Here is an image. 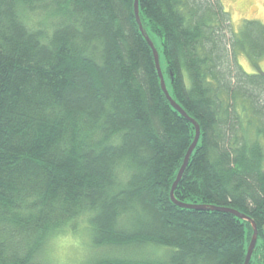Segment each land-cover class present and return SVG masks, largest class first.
Wrapping results in <instances>:
<instances>
[{"label":"trees","instance_id":"16d2710c","mask_svg":"<svg viewBox=\"0 0 264 264\" xmlns=\"http://www.w3.org/2000/svg\"><path fill=\"white\" fill-rule=\"evenodd\" d=\"M134 4L0 0V264H49L48 245L82 225L80 264L245 263L251 223L170 197L196 129L162 91ZM139 7L171 97L201 129L175 198L250 217V264H264V23L235 30L221 0Z\"/></svg>","mask_w":264,"mask_h":264},{"label":"rangeland","instance_id":"374dc122","mask_svg":"<svg viewBox=\"0 0 264 264\" xmlns=\"http://www.w3.org/2000/svg\"><path fill=\"white\" fill-rule=\"evenodd\" d=\"M226 11L230 13V19L232 27L239 31L241 25L245 23V20L256 19L264 23V0H221ZM155 40L159 45L157 37ZM240 63L248 73L256 71L252 65V61L244 54H241L239 58ZM261 71L264 73V58L259 62ZM86 228L82 225L76 230L66 229L64 233H61L55 240H53L43 255L45 262L49 264H80L84 263L87 257L90 255V242L87 236ZM170 251L169 248L160 247L152 248L147 247L143 249L144 255H157L163 257L166 252ZM139 250L130 249L129 251L122 252L126 255H134ZM142 255V254H141Z\"/></svg>","mask_w":264,"mask_h":264},{"label":"water","instance_id":"95a60500","mask_svg":"<svg viewBox=\"0 0 264 264\" xmlns=\"http://www.w3.org/2000/svg\"><path fill=\"white\" fill-rule=\"evenodd\" d=\"M134 9H135L136 20H137V23L139 25L140 31L144 35V37L147 40V42L149 43L151 49L153 50L154 57H155L156 68H157V71H158V74H159L161 88H162L163 93L165 94L167 100L170 102L171 106L177 112H179L183 117H185L191 123H193L194 126H195V129H196V136H195L194 142L190 146V148H189V150H188V152H187V154L185 156L183 165H182V167H181V169H180V171L178 173L177 179H176L175 183L172 186L170 197H171L172 201L175 204H177L178 206L183 207V208H194V209H197V210H216V211L229 212V213L235 215L236 217L251 223V225L253 227V230H254V234H253L252 241H251V244L249 246L247 257H246V260H245V263H244V264H250L252 256H253V253H254V250H255V247H256V244H257V240H258V227H257L256 223L254 222V220H252L247 215L242 214V213H240V212H238L236 210H233V209L217 208V207H213V206L212 207H205V206L187 205V204L180 203L175 198V191H176L181 179L183 178V175H184V173H185V171H186V169H187V167L189 165L191 156H192L194 150L196 149V147H197V145L199 143V140H200V137H201V129H200L199 124L195 120L190 118L187 115V113L180 107V105H178L176 103V101H174L173 98L171 97V95L169 93V90L167 88V84H166V81H165V78H164V74L162 72L159 53H158L153 41L150 39L149 35L146 33V31L143 28V24H142L141 17H140L139 0H135Z\"/></svg>","mask_w":264,"mask_h":264}]
</instances>
